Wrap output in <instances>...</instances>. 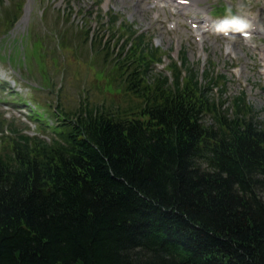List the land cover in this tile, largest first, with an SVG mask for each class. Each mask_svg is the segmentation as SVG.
I'll return each mask as SVG.
<instances>
[{
  "label": "trees",
  "instance_id": "16d2710c",
  "mask_svg": "<svg viewBox=\"0 0 264 264\" xmlns=\"http://www.w3.org/2000/svg\"><path fill=\"white\" fill-rule=\"evenodd\" d=\"M141 38L114 56L125 103L57 107L48 139L0 113V264H264V122L193 70L149 79Z\"/></svg>",
  "mask_w": 264,
  "mask_h": 264
},
{
  "label": "rangeland",
  "instance_id": "374dc122",
  "mask_svg": "<svg viewBox=\"0 0 264 264\" xmlns=\"http://www.w3.org/2000/svg\"><path fill=\"white\" fill-rule=\"evenodd\" d=\"M217 2L232 4L237 11L236 17L255 15L259 26L264 29V0H199L175 12H170L168 5L160 7L146 0H28L30 8L27 21L21 23L10 37L11 41L3 44L0 51L8 52L13 40L24 38L26 50L34 53L31 43L40 40L37 59L42 66L39 67L33 61L31 73L24 75L25 69L20 66L13 70L12 75L11 68L2 63L0 74L8 80L16 76L17 87L23 95L28 90L48 110H53L57 102L71 111L84 102L89 105L102 102L112 104L116 101L125 103L122 92L117 93L108 84L121 86L120 90L123 86L120 84L123 75L118 71L115 73L112 67L118 62L113 56L116 57L125 45V37H121L120 33L112 36L111 33L120 22L130 23L147 34L152 33L155 43H163L160 45L167 56L177 58L180 54L177 51L183 48L187 61L194 69H208L207 80L210 75H223V80L212 84L210 90L216 101H223L222 108L230 107L233 98L244 93L245 101L253 108L252 112L264 122V60L254 53V47L259 52L260 49L264 50V33L257 32L247 39L241 38L236 32L231 36L208 32L197 35L196 30L185 23V14L200 11L204 15ZM112 14L117 17L115 26L108 23V17ZM171 21L177 22L174 29L167 26ZM88 25L94 33L98 31V35L105 33L104 46L108 44V49L99 48V43L94 44V49L88 48L89 39L86 41L81 34ZM198 36L200 39H197ZM92 39L97 41L98 36L93 34ZM127 54L123 51L119 61ZM20 56L19 50L15 59L18 60ZM166 62L167 59L163 64H156L154 70L160 69ZM19 63L17 61L16 64ZM155 73L148 71L147 77L150 79ZM44 78H48L49 82L45 83ZM206 82L201 80L202 84ZM39 84L43 88L36 87ZM0 110L8 117H15V123L19 126L27 123L29 126L23 131L29 134L35 132V125L25 117L27 110L23 106L0 103ZM51 135L49 132L46 137Z\"/></svg>",
  "mask_w": 264,
  "mask_h": 264
},
{
  "label": "bare ground",
  "instance_id": "6f19581e",
  "mask_svg": "<svg viewBox=\"0 0 264 264\" xmlns=\"http://www.w3.org/2000/svg\"><path fill=\"white\" fill-rule=\"evenodd\" d=\"M173 4V3H172ZM259 30L261 31V27H259Z\"/></svg>",
  "mask_w": 264,
  "mask_h": 264
}]
</instances>
